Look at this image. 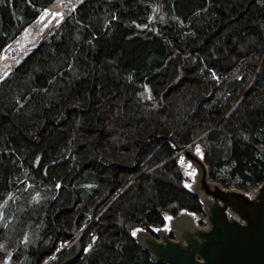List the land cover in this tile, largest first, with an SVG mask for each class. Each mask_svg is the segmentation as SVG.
Segmentation results:
<instances>
[{
    "label": "trees",
    "instance_id": "16d2710c",
    "mask_svg": "<svg viewBox=\"0 0 264 264\" xmlns=\"http://www.w3.org/2000/svg\"><path fill=\"white\" fill-rule=\"evenodd\" d=\"M68 1L0 0V55L63 15L0 80V264H162L133 231L204 214L176 145L264 180V0Z\"/></svg>",
    "mask_w": 264,
    "mask_h": 264
},
{
    "label": "water",
    "instance_id": "95a60500",
    "mask_svg": "<svg viewBox=\"0 0 264 264\" xmlns=\"http://www.w3.org/2000/svg\"><path fill=\"white\" fill-rule=\"evenodd\" d=\"M188 148L176 145V156L183 154L192 163V192L204 207L209 228L198 223V215L194 214L195 222L184 209L176 216L164 213L165 223L154 227L155 231L140 228L134 236L137 245L149 253L152 262L162 264H264V182L245 193L225 189L209 180L203 159ZM228 210L245 224L234 216L231 219ZM169 229L176 232L175 240L169 238Z\"/></svg>",
    "mask_w": 264,
    "mask_h": 264
},
{
    "label": "rangeland",
    "instance_id": "374dc122",
    "mask_svg": "<svg viewBox=\"0 0 264 264\" xmlns=\"http://www.w3.org/2000/svg\"><path fill=\"white\" fill-rule=\"evenodd\" d=\"M79 1V0H78ZM77 0H69L70 6L65 7L64 13L66 15H69L74 8V5ZM61 12H51L48 11V13H42L36 21L31 24L23 33L22 35L17 39L16 42L10 44L6 49L2 52L0 55V80L1 78H4L10 71L11 68L15 67L28 53H30L35 47L37 42L40 40V37L43 36L45 33L49 31L51 26L56 25L59 23V21L62 18ZM198 146H194V149L188 148L192 153H195L200 158H202L201 149L199 148V152L197 151ZM178 162L181 167L182 171V185L190 190L193 191V187L191 186V179H192V163L188 161L183 154L178 155ZM210 180V179H209ZM212 181V180H211ZM216 182V181H214ZM218 183V182H217ZM187 185V187H186ZM222 187V186H221ZM229 188H235V187H229ZM227 188V189H229ZM15 191V188L13 187L12 190L8 193V198H6L3 202L0 203V220H2V215L4 208L9 200L10 195L13 194ZM201 193L200 191H198ZM181 211V210H180ZM178 211V213L180 212ZM177 213V214H178ZM177 214L171 215L176 216ZM90 217H85V221H87ZM201 219L200 216L197 217L198 223L202 226V224L199 222ZM165 223V222H164ZM6 224H4L5 227ZM161 227V226H160ZM204 227V226H203ZM144 229V228H143ZM208 229V228H207ZM169 238H174V234L176 232L173 229H169ZM153 231H155L153 229ZM165 231H168V227H165ZM173 231V233H172ZM136 236V235H135ZM186 244V242H183ZM1 247L5 248L4 244H1Z\"/></svg>",
    "mask_w": 264,
    "mask_h": 264
},
{
    "label": "built area",
    "instance_id": "2783aa9c",
    "mask_svg": "<svg viewBox=\"0 0 264 264\" xmlns=\"http://www.w3.org/2000/svg\"><path fill=\"white\" fill-rule=\"evenodd\" d=\"M264 182V180L260 183V184H258L256 187H254L253 189H251V190H255V189H258L259 188V186H261V184ZM250 190V191H251ZM249 192V191H248ZM229 211V217L232 219L233 218V216L235 217V218H237L238 219V221L241 223V224H245V222L242 220V219H240L235 213H233L232 211H230V210H228ZM204 227H205V229H207V227H208V224L207 223H205L204 225H203Z\"/></svg>",
    "mask_w": 264,
    "mask_h": 264
},
{
    "label": "snow or ice",
    "instance_id": "6c2138e0",
    "mask_svg": "<svg viewBox=\"0 0 264 264\" xmlns=\"http://www.w3.org/2000/svg\"><path fill=\"white\" fill-rule=\"evenodd\" d=\"M197 151L199 152V148H197ZM186 187H187V185H186ZM169 219H170V217H169ZM138 231H140V229H136L135 231H133L132 235L135 236Z\"/></svg>",
    "mask_w": 264,
    "mask_h": 264
},
{
    "label": "bare ground",
    "instance_id": "6f19581e",
    "mask_svg": "<svg viewBox=\"0 0 264 264\" xmlns=\"http://www.w3.org/2000/svg\"><path fill=\"white\" fill-rule=\"evenodd\" d=\"M207 224H208V222H207ZM207 228H209V225H208V227Z\"/></svg>",
    "mask_w": 264,
    "mask_h": 264
},
{
    "label": "crops",
    "instance_id": "0c3cea01",
    "mask_svg": "<svg viewBox=\"0 0 264 264\" xmlns=\"http://www.w3.org/2000/svg\"><path fill=\"white\" fill-rule=\"evenodd\" d=\"M169 232H170V230H169Z\"/></svg>",
    "mask_w": 264,
    "mask_h": 264
}]
</instances>
